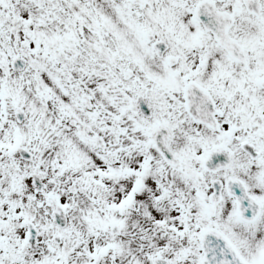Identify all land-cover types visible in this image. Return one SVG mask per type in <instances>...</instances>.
I'll return each mask as SVG.
<instances>
[{
    "label": "snow or ice",
    "instance_id": "obj_1",
    "mask_svg": "<svg viewBox=\"0 0 264 264\" xmlns=\"http://www.w3.org/2000/svg\"><path fill=\"white\" fill-rule=\"evenodd\" d=\"M0 264H264V0H0Z\"/></svg>",
    "mask_w": 264,
    "mask_h": 264
}]
</instances>
